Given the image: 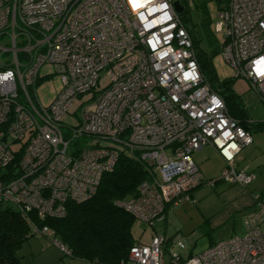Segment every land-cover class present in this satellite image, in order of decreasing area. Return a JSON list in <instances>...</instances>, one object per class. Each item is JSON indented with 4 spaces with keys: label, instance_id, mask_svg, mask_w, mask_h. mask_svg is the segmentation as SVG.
Segmentation results:
<instances>
[{
    "label": "built area",
    "instance_id": "1",
    "mask_svg": "<svg viewBox=\"0 0 264 264\" xmlns=\"http://www.w3.org/2000/svg\"><path fill=\"white\" fill-rule=\"evenodd\" d=\"M175 1L0 0V77L13 73L0 79V206L34 211L40 220L61 217L67 201L95 193L121 149L138 152L149 177L135 196L115 204L143 223L191 201L202 183L214 185L191 157L205 145L226 163L218 180L251 183L253 174L234 166L235 155L252 142L250 132L202 75ZM218 16L232 77L247 79L264 102V0H227ZM45 63L54 65L60 89L43 106L34 88ZM103 72L108 82L99 88ZM90 92L78 124L63 126L76 98ZM92 138L97 142L89 145ZM255 198L242 233L195 255L169 252L167 264H264V200ZM32 230L51 235L46 226ZM166 243L157 233L148 244L133 245L122 264H165Z\"/></svg>",
    "mask_w": 264,
    "mask_h": 264
},
{
    "label": "trees",
    "instance_id": "2",
    "mask_svg": "<svg viewBox=\"0 0 264 264\" xmlns=\"http://www.w3.org/2000/svg\"><path fill=\"white\" fill-rule=\"evenodd\" d=\"M176 1L182 6L178 15L191 38L198 67L205 80L223 98L229 114L242 127L248 131L251 128L264 130V121L249 122L240 99L229 88V81L219 91L213 85L210 54L201 46L204 36L212 45V53L217 50L209 23L205 18L200 23L201 31H197L189 15L191 6L186 4V0ZM148 177V169L140 160L139 153L121 149L114 168L102 175L95 193L80 203L67 201L61 217L40 220L34 211L21 213L7 205L0 208V264H18V249L35 234L32 225L38 229L48 227L51 230L49 240L64 246L69 255L101 264H122L133 245L145 243L133 235L136 218L118 207L115 201L135 196L138 185Z\"/></svg>",
    "mask_w": 264,
    "mask_h": 264
},
{
    "label": "rangeland",
    "instance_id": "3",
    "mask_svg": "<svg viewBox=\"0 0 264 264\" xmlns=\"http://www.w3.org/2000/svg\"><path fill=\"white\" fill-rule=\"evenodd\" d=\"M226 1L227 0H192L191 9L189 11L191 22L194 24L193 26L197 31H201L200 23L205 18L209 23L212 32V39L217 50L216 52L212 53V45L208 43L204 36L201 38V46L208 54H210V69L212 71L211 76L213 85L217 87L219 91L220 89L222 90L224 85H226V82L229 81L230 90L240 99L239 101H241L246 114L255 122L264 121V102H262L261 97L250 86L247 79L243 77H232L233 70L224 60L222 55V48L225 40L224 32L223 30L221 32H217L216 24L220 20L218 15L221 9L224 7ZM107 82L108 79L106 75L104 72L101 73L99 88H103ZM34 89L37 100L43 106L48 105L58 94L60 89V76L56 72L53 64L45 63L39 68V81L35 85ZM92 96L93 92H90L79 98H76L68 112L62 116L63 126L71 128L72 126H76L78 124L77 113L79 112V107L81 105L91 103L93 100ZM63 130L68 131V129L64 128ZM250 133L254 135L259 132L257 129L251 128ZM87 141L89 145H93L97 142V140L93 138L88 139ZM98 142L102 146H114L118 148L122 147L121 145L112 141L100 140ZM207 146L208 145H205L200 153L207 149L210 150L211 147L208 148ZM13 148H17V146H13ZM199 164L200 163H196L197 166ZM215 164L216 163L214 160L210 161L209 164H206V169L204 172V179L206 181L219 177L217 175H213L215 171L213 166H215ZM218 184L219 182L216 183V186ZM194 190L193 198L191 201H189V204L180 202V205L176 207V210H178L177 215L175 214L177 216L176 221L178 222V219L179 222L180 220L184 221L185 228L179 232H176L173 237L175 238L174 243L182 242L185 244L186 249L183 250L184 253L188 250H191L193 253L197 254L205 250L212 242L220 241L228 237L229 233L232 234L233 232H237L239 226H236L234 223L233 225L227 226L225 228H220L213 231L210 230L208 224L202 218L204 216L201 215V210L199 207L203 206L205 209H208V211H214L217 205L216 197L219 188L202 183ZM6 205V203H2L0 208H5ZM155 227L159 228L158 225H155ZM260 229L264 231V223L260 224ZM151 231L152 226L150 224L142 223L137 219L134 220L132 232L135 238L145 240L148 238ZM173 252L179 253V247H177V245H175ZM17 254H22V246L17 251ZM167 259L168 254L166 252L165 260L167 261Z\"/></svg>",
    "mask_w": 264,
    "mask_h": 264
},
{
    "label": "crops",
    "instance_id": "4",
    "mask_svg": "<svg viewBox=\"0 0 264 264\" xmlns=\"http://www.w3.org/2000/svg\"><path fill=\"white\" fill-rule=\"evenodd\" d=\"M247 117L249 122H253L248 115ZM258 132L259 133L254 135L250 133L252 142L243 146L234 158V166L236 169L253 174L251 183L247 185H238L221 179L218 180L219 177H217L215 179L217 181L212 186L219 188L216 197L217 205L214 211H208V209H205L203 206L199 207L201 215L204 216L202 217L203 220L206 221L209 229L212 231L231 226L234 223L236 226H239L238 231H231L233 233H229L228 237L236 233L240 234V232L242 233L244 231L243 219L249 212L256 208L257 200L255 196L259 195L260 200H264V131L258 130ZM207 147H211L210 150L207 149L200 153L204 148L203 146L200 150L193 152L191 155L195 165L196 163H200L198 165L199 168L197 165L196 166L203 179L205 178L204 172L206 164H209L210 161L214 160L216 163L215 166H213L215 169L213 173L214 176H220L222 170L226 167V163L218 151L211 145H208ZM218 182L219 184L216 186V183ZM194 192L193 190L190 192L191 198H193ZM189 201L190 200H184L182 202L189 204ZM178 205L180 204L169 206L162 218L157 219L150 224L152 226V231L148 238L140 240L142 243L147 244L155 234L160 233L164 235L167 239L164 254L165 264L168 262V259L167 261L165 260L166 252L169 255V252L174 251L176 245V243H174L175 238L173 235L185 228L184 221L180 220L181 223L179 222V219L178 222L176 221L178 211L176 210V207H178ZM155 225H158L159 228L155 227ZM214 243L216 242H212L211 244ZM21 246L22 254H17L20 257L18 264H101L96 260L80 258L74 255H66L55 244H53L47 236L41 234H33L26 242L22 243ZM185 249L186 246L183 249H179V253L182 257L196 254L191 250L184 253L183 250Z\"/></svg>",
    "mask_w": 264,
    "mask_h": 264
},
{
    "label": "water",
    "instance_id": "5",
    "mask_svg": "<svg viewBox=\"0 0 264 264\" xmlns=\"http://www.w3.org/2000/svg\"><path fill=\"white\" fill-rule=\"evenodd\" d=\"M173 6H174V9H175V11H176L177 13H180V12L182 11V6L179 4L178 1H175V2L173 3Z\"/></svg>",
    "mask_w": 264,
    "mask_h": 264
},
{
    "label": "clouds",
    "instance_id": "6",
    "mask_svg": "<svg viewBox=\"0 0 264 264\" xmlns=\"http://www.w3.org/2000/svg\"><path fill=\"white\" fill-rule=\"evenodd\" d=\"M12 76H13V73L9 71L8 73L0 77V79H8V78H11Z\"/></svg>",
    "mask_w": 264,
    "mask_h": 264
}]
</instances>
